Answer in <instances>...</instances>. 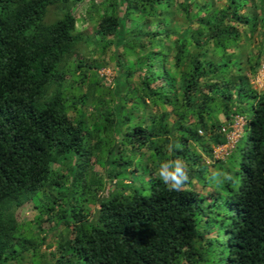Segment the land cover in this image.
<instances>
[{"label":"trees","instance_id":"16d2710c","mask_svg":"<svg viewBox=\"0 0 264 264\" xmlns=\"http://www.w3.org/2000/svg\"><path fill=\"white\" fill-rule=\"evenodd\" d=\"M82 1L0 0V264H22L44 239L16 218L29 201L37 225L67 230L53 264H264V90L227 57L241 40L237 25L264 31V0L260 17L243 11L249 0L193 12V3L177 1L180 29L174 0H88L100 37L87 47L104 53L121 43L112 85L96 72L107 61L80 55L86 36L70 7ZM163 40L173 48L169 66ZM259 56L247 59L252 75ZM129 100L142 111L136 122ZM158 106L170 109L144 117ZM236 116L244 134L214 159ZM168 160L185 163L180 191L155 175ZM192 180L210 191L204 196Z\"/></svg>","mask_w":264,"mask_h":264},{"label":"rangeland","instance_id":"374dc122","mask_svg":"<svg viewBox=\"0 0 264 264\" xmlns=\"http://www.w3.org/2000/svg\"><path fill=\"white\" fill-rule=\"evenodd\" d=\"M174 1H175L174 4H172L170 8V10H173L174 13H176L175 17L172 20V25L175 29H180L183 26H185V22L179 16L180 11H179V7H177L176 5V2L183 1V0H174ZM184 1L193 3L190 8L191 12L195 11L196 9L195 5H200L202 3H209V4L212 3V7H221L224 3V0H184ZM260 4H261L260 0H249L246 7L243 9V11L248 14H251V12L255 13V16L260 17V14H261ZM88 6H89V1L83 0L82 2L74 4L70 7L71 11L75 14L77 18V22H76L77 29L80 31H83L86 36L85 41L87 44L82 42L83 44H82L80 55L81 57H84L86 61H89V62H92L95 60H101V59H104L105 61H107V63L99 67L96 72L98 73V76L103 77L107 83H110L112 85L113 77L116 74L115 67H114L115 60L113 58V52L118 51L120 53L122 51L121 43L120 41H115L113 44H111L106 49L104 53H101L100 51L95 50L92 46L87 47V45H91L90 43L92 40L98 39L100 37V33L97 31L96 23L92 20H89L86 17V10ZM153 25L154 24H150L148 27L151 28ZM192 26H195V23H193ZM237 30H238V33L241 35V40L237 43V46L235 48H232L231 50L232 53L228 55L227 57L228 59H234V58L239 59L240 67L243 68L241 72H243L244 74H246V76L249 77L253 87H255L259 91H262L264 90V71H261V68H260L261 64L264 63V31L262 29V24L259 23L257 27L254 29L253 33H250L249 30H247L245 26H241V25H237ZM163 42H164V47L162 49L163 50L162 54L166 55L165 61L167 63V66H169L172 63L171 56L173 53V48L168 40H163ZM258 53L260 54L259 56L260 65L257 68L255 74L252 75L248 71L249 64H248L247 59L253 58ZM126 58L127 57H122L123 60H125ZM138 69H139L138 66L134 67V71H133L134 73L128 78V80L131 82V85L133 87L136 85V82L138 79V73H137ZM89 74H90L89 77L93 78V72L90 71ZM72 77H73L72 75L68 74L65 84L70 83ZM159 83H163V80H161ZM130 102L131 101L129 100L128 103L126 104V108L127 110H130L133 114L132 121L136 122L138 119H140L142 111H140V109L136 107L133 108ZM169 109L170 108L168 106H164V107L158 106L157 108H154L153 110H151V108L148 107L143 111V114H144V117H146L151 113V111L154 113L155 112L157 113L161 110L168 111ZM73 115H74L73 113L70 114L71 117ZM174 117L175 116L173 115V113H171L169 116V122H171ZM220 117L222 118V116ZM245 122L246 121L243 117H240V116L234 117L233 122L230 124V126H228L230 127V130L226 132L228 136V142L224 146H221L219 149H217L218 151L216 150L217 151L216 155H219L220 157L218 159H224L226 156L225 152L229 153L230 150L234 148V145L237 139L241 135L244 134L243 126ZM225 129H227V127H225ZM163 146L164 148L167 149L168 143L163 144ZM194 147L197 150H199L197 146H194ZM217 147L218 146L213 148L214 159H217V157H215L214 155V150ZM222 156L224 158H221ZM131 157L132 158L136 157L137 159L141 158L142 160L145 159V156L141 157L139 153H135ZM202 158L206 163H209L210 160L208 158H205L203 155H202ZM94 159L95 157H92V161H91L92 163ZM210 163H209L210 165L209 169L215 170L214 167H212ZM52 167L56 171L63 172V173L66 172V165L64 164L53 163ZM93 169L95 172L102 174L103 167L100 166L98 163L96 162L93 163ZM141 170L140 171L138 170L136 173H140ZM155 175H157V171ZM102 176L104 175L102 174ZM141 178L143 179V181L147 180V176L145 177L144 173L141 174ZM139 180H140V177L138 181ZM192 186L196 190H198L200 193H202L204 196L210 191V189L200 187V185L196 181H193V180H192ZM86 208L93 210L94 205L87 203ZM36 214H37V209L33 205L32 201H29L23 204L22 206L16 208L15 210L16 218L20 223L26 222V224H28V227L32 231V233L37 234L39 239L44 238L43 241H41L38 244V252L35 255L32 253L31 250H28L25 253L23 260H22V264H34L33 262L34 258L38 259L39 263L37 264H40V263L53 264L56 257L57 258L59 257V252L57 250V245L59 243V240L63 236L67 237L68 235L67 230L64 228V226L51 227L52 223L47 220H44L40 222V224L37 225L36 222L33 220ZM43 219H45V215H43ZM207 233H209V235H215V229H211ZM9 264H17V263L11 262Z\"/></svg>","mask_w":264,"mask_h":264},{"label":"clouds","instance_id":"9594fccd","mask_svg":"<svg viewBox=\"0 0 264 264\" xmlns=\"http://www.w3.org/2000/svg\"><path fill=\"white\" fill-rule=\"evenodd\" d=\"M157 175L159 180L172 191H180L189 180L185 163L181 160L160 162L157 168ZM210 179L217 184L220 183L218 173H212Z\"/></svg>","mask_w":264,"mask_h":264},{"label":"built area","instance_id":"2783aa9c","mask_svg":"<svg viewBox=\"0 0 264 264\" xmlns=\"http://www.w3.org/2000/svg\"><path fill=\"white\" fill-rule=\"evenodd\" d=\"M260 68H261V71H264V63L261 64ZM227 139H228V136H227ZM227 142H228V141H227ZM224 145H225V144L220 145V146H218L217 148H215V150H214V155H215V157L220 158L219 155H216V152L218 151L217 149H219L221 146H224ZM216 150H217V151H216ZM225 154H227V153L225 152ZM221 158H223V156H222Z\"/></svg>","mask_w":264,"mask_h":264}]
</instances>
